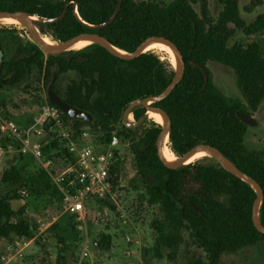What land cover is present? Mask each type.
I'll return each instance as SVG.
<instances>
[{"label":"trees","instance_id":"1","mask_svg":"<svg viewBox=\"0 0 264 264\" xmlns=\"http://www.w3.org/2000/svg\"><path fill=\"white\" fill-rule=\"evenodd\" d=\"M216 1L222 6L217 18L211 15L207 0H173L167 6L145 0H123L114 22L98 31L89 29L85 23L106 22L114 13L118 0H0V11H23L43 20L61 15L65 4L71 2L62 20L38 25L42 35L64 42L82 33L97 32L114 47L129 53L151 36L172 41L185 61V74L169 96L154 104L171 119L170 149L181 157L199 144L216 147L253 178L264 193V151L246 147L248 126L237 117L238 111L251 116L264 102V56L255 41L228 46L237 30L248 37L263 32L264 11L247 23L240 13V0ZM197 3L199 12L194 8ZM259 6H264V0H252L250 7L245 9L252 12ZM22 33L28 34L19 32L16 26L0 24V49L4 53L0 94L23 85L31 77L39 78L48 88L56 76L54 91L70 106L92 116L91 122H84L70 119L60 111L71 123L76 136L87 127L102 134L101 141H109L112 132L117 131L129 143L137 173L144 182V192L138 201L143 206H157L162 217L152 223L157 232L154 244L157 254L165 247L170 251L168 257L174 259L177 247L183 242L184 231L206 256V260L196 264H221L225 254H235L264 242V234L256 229L252 219L257 197L252 186L224 170L215 160L212 164L195 162L176 170L169 169L157 154L160 125L144 122L140 128L132 130L122 124L123 115L132 102L158 96L168 87L174 75L169 61L161 60L153 52L124 60L96 44L52 56L33 40L24 38ZM192 61L202 65L209 74L205 88L204 73L191 65ZM210 62L233 71L243 100L228 97L214 84L208 69ZM66 74H75L76 78L60 91L58 83ZM46 103L53 105L48 97ZM133 112L138 121L146 109L138 107ZM4 116L9 117L8 114ZM32 122L22 126L27 127ZM8 141L6 139L5 143ZM56 148L59 149L57 143H52L44 148V154L45 150ZM64 152L57 151L53 158H63ZM38 178L44 188L62 201L45 170H40ZM22 179L21 172L11 168L2 174L1 182L18 187ZM120 186L117 175L113 190ZM16 199L23 197L15 191L0 197V237L9 241L15 238L31 240L36 227L23 218L28 205L14 211L10 202ZM99 203L117 210L113 200H100ZM259 218L264 226V198ZM71 227L76 229L75 220ZM96 239L98 250L111 249V234L102 231ZM67 263L60 253L56 264Z\"/></svg>","mask_w":264,"mask_h":264},{"label":"rangeland","instance_id":"2","mask_svg":"<svg viewBox=\"0 0 264 264\" xmlns=\"http://www.w3.org/2000/svg\"><path fill=\"white\" fill-rule=\"evenodd\" d=\"M145 1L167 6L173 0ZM251 1L240 0L239 4L241 16L247 23L252 22L264 11V6H259L252 12H247L245 8L250 7ZM207 3L211 15L217 18L222 6L216 0H207ZM194 8L197 12L200 11L198 3L194 4ZM1 26H16L19 32L28 33L22 25L1 24ZM21 35L32 40L29 33ZM252 41L258 43L264 56V31L248 37L242 30H237L228 46L247 45ZM155 54L161 60L170 62L168 55ZM208 69L214 84L224 94L243 100L236 77L231 69L213 62L208 64ZM73 78H76L75 74L64 75L58 83V89L60 91L64 89ZM46 93L47 87L39 81V78L31 77L23 85L1 92L0 115L8 114L21 126L29 124L38 114L40 108L46 104ZM251 116L257 120L258 124L257 126H248L244 143L249 150L264 151V102L259 111L252 112ZM145 122L161 126L148 117ZM6 139H9L8 133L0 127V148L4 149L0 156V197L11 195L12 191L17 192L20 187L27 188L28 195L23 199L11 201L10 205L14 211H19L24 204H27L23 218L35 226L36 230L34 238L31 240L15 238L13 241H9L0 237V264H47V262L56 264L60 253L66 257L67 264H72L80 253L81 231L77 226L76 229L71 227L74 219L71 221L70 216L64 213L62 201L42 185L38 178L42 169L40 163L29 155L20 154L15 148H6L8 145L7 142L5 143ZM124 143L128 142L124 140ZM57 151V148L45 150V160L53 159ZM212 160L204 159L199 162L212 164ZM55 164L54 168L61 169L63 167L58 162ZM11 168H16L22 174V183L18 187H11L1 182L2 174ZM119 180L122 186L117 188L113 197V203L117 210L111 209L106 213L107 215L102 214L99 225L88 222L87 228L91 238H95L99 232L105 231L111 234L113 240L110 250H98V258H93V264H196L199 260H206L205 254L194 243L187 231L183 233V242L177 247L174 259L168 257L170 251L165 247H161L158 254L154 250L157 232L152 227V223L156 218L162 219V217H160L157 206H143L138 201L139 195L144 192V182L137 173L129 148L126 160L119 172ZM95 210L102 212V204H98ZM39 228L41 229L39 230ZM62 250L65 251L61 252ZM221 264H264V242L244 248L235 254H225Z\"/></svg>","mask_w":264,"mask_h":264},{"label":"built area","instance_id":"3","mask_svg":"<svg viewBox=\"0 0 264 264\" xmlns=\"http://www.w3.org/2000/svg\"><path fill=\"white\" fill-rule=\"evenodd\" d=\"M128 120L135 121L134 112L128 115ZM0 127L8 133L6 148L31 156L49 174L61 195L64 213L75 220L81 231L80 253L72 264H93V258H98L97 236L91 238L88 222L99 225L102 214L111 211L106 205H102V212L95 208L100 200H113V183L126 160L129 144L124 143L117 131L112 132L109 141H101L102 134L87 127L76 136L60 110L48 103L40 108L29 126H20L0 115ZM52 143H57L58 151H65L63 158L45 160L44 148ZM3 152L0 148V156ZM57 162L63 166L61 169L54 168ZM28 193L25 187L17 190L22 197Z\"/></svg>","mask_w":264,"mask_h":264},{"label":"water","instance_id":"4","mask_svg":"<svg viewBox=\"0 0 264 264\" xmlns=\"http://www.w3.org/2000/svg\"><path fill=\"white\" fill-rule=\"evenodd\" d=\"M122 3H123V0H118L114 13L106 22H103L97 25H90V24L85 23V25L93 31L105 29L110 24H112L114 20L116 19L117 15L119 14L121 10ZM69 4H71V2H67L65 4V7L61 15L54 17V18H46V19L40 20L37 18L34 19L33 15L27 12H23V11H17V12L0 11V19L1 18H16L20 22V24L26 28L28 33L31 35L32 40L36 44H38L46 54L52 55V56H58V55H61L65 52L72 50L71 47H73L75 44L83 40H89L91 41V44L99 45L105 50H107L109 53H111L112 55L118 58L124 59V60H133L139 57L141 54L146 53L145 49L150 44H153V43H161V44H164L170 47L174 51L175 56H176V64L173 65L174 75H173V78L170 84L158 96L148 97L145 99L136 100L132 102L128 106V108L126 109L123 115L122 124L127 129H137V128H140L142 124L145 122L148 111L159 113L163 117V124H161L162 131L157 138L156 146H157L158 157L164 163V165L168 167L169 169L176 170L185 165H188L186 162L196 153L200 151L206 152L209 155V157L215 160L224 170H226L227 172L231 173L235 177L246 182L247 184H249L250 186L254 188L257 194V197L253 204L252 219H253V223L256 229L260 233L264 234V226L262 225L260 218H259V209H260L262 200L264 198V193H263L261 186L253 178H251L250 176L242 172L232 161H230L225 155H223L219 149L209 144H199L197 146H194L191 150H189L187 153H185L181 157H177L173 153V151L170 149L171 152L177 157V159L174 161H168L164 157L163 148L165 145V139L167 136L169 137V134L172 129V123H171V119L169 115L163 109L155 106L154 104L164 100L167 96H169L171 92L176 88V86L180 83L182 78L184 77L186 64L177 46L172 41L164 37L151 36L147 38L145 41H143L134 52L129 53L117 47H114L104 36L98 34L97 32L82 33L64 42H59L55 44L46 43L43 39L42 34L40 33L38 29V25L40 24L47 25V24L55 23V22L62 20L67 13V8ZM74 5L77 7L78 3L75 2ZM76 14L78 15L77 10H76ZM3 59H4V53L0 49V72L2 70ZM191 65L197 67L204 73V78H205L204 88H205L209 80V74L207 73L206 69L202 65L195 63L193 61L191 62ZM55 82H56V76L54 77L52 83L47 88V97L50 103H52L56 108L62 111L70 119H79L84 122H91L92 116L90 114L70 106L65 100L61 98L59 94H57L54 91L53 85L55 84ZM138 107L145 108L146 109L145 114L141 117L140 120L133 122V123L129 122L128 115L131 112H133L134 109ZM237 117L247 126H257L258 124L255 118H253L250 115L244 114L240 111L237 112ZM196 210L198 209L196 208Z\"/></svg>","mask_w":264,"mask_h":264},{"label":"bare ground","instance_id":"5","mask_svg":"<svg viewBox=\"0 0 264 264\" xmlns=\"http://www.w3.org/2000/svg\"><path fill=\"white\" fill-rule=\"evenodd\" d=\"M33 18L36 19L35 16ZM0 23L4 24V25H21L20 22L16 18H1L0 19ZM42 36H43V39H44V41L46 43L55 44L48 36H45V35H42ZM89 45L91 46V41L83 40V41L75 44L73 47H71V49L72 50H81V49L89 47ZM145 51L146 52H155V53L168 55L172 65L176 64L175 53L167 45H164V44H161V43H153V44H150L145 49ZM147 117L149 119H151V120H154L155 122H157L159 124H163V117L157 112L148 111L147 112ZM163 154H164V157L168 161H174V160L177 159V157L171 152V150L169 148V137L168 136L165 139V145H164V148H163ZM206 158H210L209 155L206 152H204V151H200V152L196 153L195 155H193L186 163L187 164H192V163L204 160Z\"/></svg>","mask_w":264,"mask_h":264},{"label":"flooded vegetation","instance_id":"6","mask_svg":"<svg viewBox=\"0 0 264 264\" xmlns=\"http://www.w3.org/2000/svg\"><path fill=\"white\" fill-rule=\"evenodd\" d=\"M132 130H134V129H132Z\"/></svg>","mask_w":264,"mask_h":264}]
</instances>
